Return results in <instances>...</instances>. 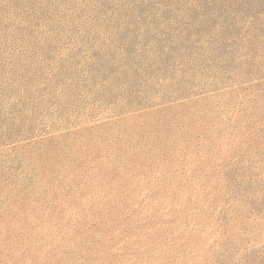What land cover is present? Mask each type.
Segmentation results:
<instances>
[{
	"label": "rangeland",
	"instance_id": "1",
	"mask_svg": "<svg viewBox=\"0 0 264 264\" xmlns=\"http://www.w3.org/2000/svg\"><path fill=\"white\" fill-rule=\"evenodd\" d=\"M0 264H264V0H0Z\"/></svg>",
	"mask_w": 264,
	"mask_h": 264
}]
</instances>
